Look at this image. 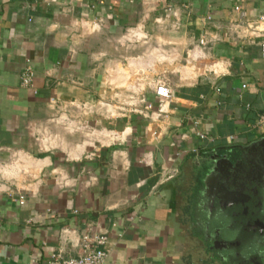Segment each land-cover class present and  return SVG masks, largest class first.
Wrapping results in <instances>:
<instances>
[{
	"label": "crops",
	"instance_id": "0c3cea01",
	"mask_svg": "<svg viewBox=\"0 0 264 264\" xmlns=\"http://www.w3.org/2000/svg\"><path fill=\"white\" fill-rule=\"evenodd\" d=\"M245 23L264 29V0H0V264L101 232L105 264H208L191 171L264 136V32Z\"/></svg>",
	"mask_w": 264,
	"mask_h": 264
},
{
	"label": "flooded vegetation",
	"instance_id": "af4514ba",
	"mask_svg": "<svg viewBox=\"0 0 264 264\" xmlns=\"http://www.w3.org/2000/svg\"><path fill=\"white\" fill-rule=\"evenodd\" d=\"M216 153L209 161L210 168L219 169L216 177L203 170L204 165L194 167L187 187L188 202L197 214L194 233L202 238L198 247L215 251L222 263L232 254V264H264L262 157L255 146L244 149V158L237 162L224 151Z\"/></svg>",
	"mask_w": 264,
	"mask_h": 264
},
{
	"label": "built area",
	"instance_id": "2783aa9c",
	"mask_svg": "<svg viewBox=\"0 0 264 264\" xmlns=\"http://www.w3.org/2000/svg\"><path fill=\"white\" fill-rule=\"evenodd\" d=\"M244 30H249L250 34L259 36L264 32V29L260 28V24H244ZM130 38L138 39L139 32L131 30L129 32ZM206 39L201 37L197 42V50H193L188 53L187 56L191 60H198L204 56V47L206 46ZM261 51L264 53V40L260 42ZM160 51H157V55H160ZM34 74L30 69H25L20 75L21 85L25 87H31L33 85ZM155 94L158 97L157 111L159 114H166L165 110L169 100L172 98V92L165 82L158 80L154 82ZM129 104V103H127ZM148 107H151L148 104ZM253 127L264 128V110L258 116V119L254 123ZM196 135L201 140L212 142L214 139L204 133L196 132ZM228 140H234L232 135L228 136ZM23 198H19V202H22ZM107 241V237L104 233L87 235L84 234L81 237V252L77 256H64L60 251L50 254L47 264H105L106 251L103 248Z\"/></svg>",
	"mask_w": 264,
	"mask_h": 264
},
{
	"label": "water",
	"instance_id": "95a60500",
	"mask_svg": "<svg viewBox=\"0 0 264 264\" xmlns=\"http://www.w3.org/2000/svg\"><path fill=\"white\" fill-rule=\"evenodd\" d=\"M252 145H254V146H256V147H258V154H259V156H261L262 158H261V160H260V163H261V165H263L264 166V136L262 137V138H259L258 140H256V141H254L253 143H252ZM243 147V148H242ZM221 150L222 151H224V152H226L227 154H229V156H233V158H234V161L235 162H237V161H239L241 158H244L243 156H244V153H243V150H244V146H242V145H231V146H226V147H224V148H221ZM213 155L214 156H217V153L215 152L214 154H213V152L211 151L210 152V154L208 155L209 157H207V159H208V165L206 164V170H208V172H209V175H211V176H214V177H216V175L218 174V173H214V172H219V169H217V168H210V163H209V161H213L214 160V158H216V157H213ZM158 156H159V154H158ZM223 157V156H222ZM225 159V158H224ZM227 162L229 161V159H227L226 160ZM231 163V162H230ZM221 205H223V203H221ZM211 249H209L208 251H210ZM211 251H213V250H211ZM215 252V251H214ZM214 258H216V259H218V261H221V259H222V256H219L217 253H215V254H211V255H208L206 258H205V260H204V263H211V262H214L215 260H214ZM224 261V260H223ZM208 263V264H209Z\"/></svg>",
	"mask_w": 264,
	"mask_h": 264
},
{
	"label": "rangeland",
	"instance_id": "374dc122",
	"mask_svg": "<svg viewBox=\"0 0 264 264\" xmlns=\"http://www.w3.org/2000/svg\"><path fill=\"white\" fill-rule=\"evenodd\" d=\"M228 230L229 229H227V231H226V234H227V232H228ZM196 248L198 249V246H196ZM201 250H205L204 251V258H206L208 255H211V254H215V252L214 251H208V249H201ZM229 257H230V259L232 260H230L229 258H227V262L228 263H235V261H236V257L234 256V255H228ZM215 260V262H218V259H214Z\"/></svg>",
	"mask_w": 264,
	"mask_h": 264
},
{
	"label": "trees",
	"instance_id": "16d2710c",
	"mask_svg": "<svg viewBox=\"0 0 264 264\" xmlns=\"http://www.w3.org/2000/svg\"><path fill=\"white\" fill-rule=\"evenodd\" d=\"M231 255V254H230ZM227 258H229L228 256H226V263L228 264V262H227ZM230 264V263H229Z\"/></svg>",
	"mask_w": 264,
	"mask_h": 264
}]
</instances>
